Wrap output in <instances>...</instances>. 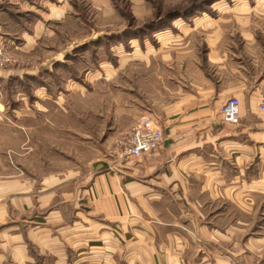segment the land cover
Instances as JSON below:
<instances>
[{
	"label": "crops",
	"instance_id": "crops-1",
	"mask_svg": "<svg viewBox=\"0 0 264 264\" xmlns=\"http://www.w3.org/2000/svg\"><path fill=\"white\" fill-rule=\"evenodd\" d=\"M68 6L70 0H0V20L13 29L9 41L26 44ZM247 34L239 36L251 48L258 39ZM166 38L169 46L179 40ZM226 42L207 35L203 60L216 75L201 64L185 66L188 73L171 79L162 111L148 114L164 132L156 151L125 159L118 146L111 160L87 171L0 176V264H264V114L257 109L264 68L247 69ZM10 71L0 70V81L18 77ZM231 97L240 101L237 123L220 113ZM16 102L9 114L0 111V134L33 101Z\"/></svg>",
	"mask_w": 264,
	"mask_h": 264
},
{
	"label": "rangeland",
	"instance_id": "rangeland-1",
	"mask_svg": "<svg viewBox=\"0 0 264 264\" xmlns=\"http://www.w3.org/2000/svg\"><path fill=\"white\" fill-rule=\"evenodd\" d=\"M70 2L64 18L47 21L48 30L26 44L17 38L9 41L13 29L3 24L7 19L0 20V52L10 58L0 70L18 75L0 81V99L6 103L0 111L9 114L21 98L33 101L31 111L21 108L18 121L2 126L0 176L87 171L111 160L114 148L140 116L162 111L170 97L171 79L188 73L185 66L192 70L195 63L201 64L216 75L203 60L207 35L225 36L228 48L236 50L235 57L252 72L264 68V0ZM252 3L259 6L250 9ZM195 4L205 7L204 15L186 14ZM174 12L182 15L174 21L175 28L166 27L152 38L150 27L167 22ZM248 31L258 39L251 48L239 36ZM125 32H144L142 36L150 38L144 44L132 40L131 46H123L116 38L126 40ZM169 35L179 40L169 46ZM54 58L60 63L45 70ZM30 72L34 76H24ZM4 163L11 168L5 169Z\"/></svg>",
	"mask_w": 264,
	"mask_h": 264
},
{
	"label": "built area",
	"instance_id": "built-area-1",
	"mask_svg": "<svg viewBox=\"0 0 264 264\" xmlns=\"http://www.w3.org/2000/svg\"><path fill=\"white\" fill-rule=\"evenodd\" d=\"M10 58L0 52V64ZM240 101L235 97L229 98L220 109L225 122L237 123ZM257 109L264 114V93L258 102ZM164 141V132L149 115L140 116L130 127L120 141L122 156L125 159H138L143 155L156 151Z\"/></svg>",
	"mask_w": 264,
	"mask_h": 264
},
{
	"label": "trees",
	"instance_id": "trees-1",
	"mask_svg": "<svg viewBox=\"0 0 264 264\" xmlns=\"http://www.w3.org/2000/svg\"><path fill=\"white\" fill-rule=\"evenodd\" d=\"M212 1L213 0H207V2H205L204 4H211ZM186 12H187L186 13L187 15H192L194 13L206 12V9H205V7L203 5H199V4L196 5L195 4L194 6H191L188 10H186ZM181 17H182L181 13H175V12L171 13L169 15V17H168V21L167 22H166V20L165 21L163 20L162 22L157 23L155 26H151L150 30L154 31V30H159V29H163L165 27H168L171 20L177 19V18H181ZM125 33L126 34H124V35L126 36V38H128V37H130V38L131 37H133V38H141L142 35L144 34V32L143 33H130V35L127 32H125ZM119 37L120 36H118V38H116L117 42H120V41L123 40V39H120ZM109 38H111V37H109ZM66 57H68V56H66Z\"/></svg>",
	"mask_w": 264,
	"mask_h": 264
},
{
	"label": "bare ground",
	"instance_id": "bare-ground-1",
	"mask_svg": "<svg viewBox=\"0 0 264 264\" xmlns=\"http://www.w3.org/2000/svg\"><path fill=\"white\" fill-rule=\"evenodd\" d=\"M223 119V118H222Z\"/></svg>",
	"mask_w": 264,
	"mask_h": 264
}]
</instances>
